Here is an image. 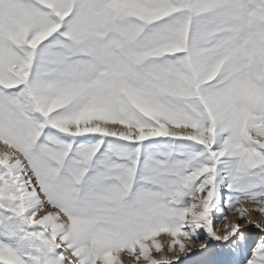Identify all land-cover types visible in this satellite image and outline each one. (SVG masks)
<instances>
[{
  "label": "snow or ice",
  "instance_id": "1",
  "mask_svg": "<svg viewBox=\"0 0 264 264\" xmlns=\"http://www.w3.org/2000/svg\"><path fill=\"white\" fill-rule=\"evenodd\" d=\"M0 264H264V0H0Z\"/></svg>",
  "mask_w": 264,
  "mask_h": 264
}]
</instances>
